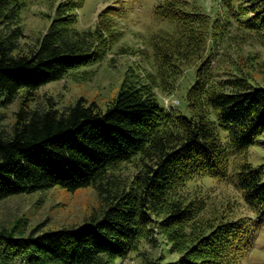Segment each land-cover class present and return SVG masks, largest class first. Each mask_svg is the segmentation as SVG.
Returning a JSON list of instances; mask_svg holds the SVG:
<instances>
[{
	"label": "trees",
	"instance_id": "obj_1",
	"mask_svg": "<svg viewBox=\"0 0 264 264\" xmlns=\"http://www.w3.org/2000/svg\"><path fill=\"white\" fill-rule=\"evenodd\" d=\"M25 3L0 0V106L21 97L11 129H0V201L93 187L102 208L72 226L27 234L19 225L0 228V264H119L144 233L157 231L186 240L191 264H242L264 226V162L248 160L250 147L263 142L264 87L216 57L229 38L264 45V0H220L212 13L197 0L159 2L156 20L174 28L149 41L154 70L143 81L127 74L104 108L84 96L63 107L50 98L42 107L30 104L41 86L106 56L122 34L121 7H104L97 30L80 31L81 0H64L62 19L20 52ZM186 65L194 66L195 80L183 114L164 97L177 90ZM124 163L136 172L117 182ZM204 177L225 180L240 199L206 215L211 196L195 181Z\"/></svg>",
	"mask_w": 264,
	"mask_h": 264
},
{
	"label": "rangeland",
	"instance_id": "obj_2",
	"mask_svg": "<svg viewBox=\"0 0 264 264\" xmlns=\"http://www.w3.org/2000/svg\"><path fill=\"white\" fill-rule=\"evenodd\" d=\"M63 1L25 0L26 3L18 14V24L24 33L19 40L20 52L35 47L54 19L57 21L62 19L59 8ZM161 1L81 0L80 6L76 8L80 31L97 30L99 12L108 5H115L121 7V16L116 24V28L122 31L121 37L99 63L82 67L76 73L71 72L60 80L41 86L37 90L36 99L30 106L42 107L50 98L57 101L59 107H63L71 104L76 98L84 96L89 101H97L104 108L117 93L121 82L128 80L127 74L138 73L142 75L140 77L142 81L147 79L146 74L154 70L152 57L147 50L150 39L155 35L158 36L162 31H172L174 28L172 22L168 20L158 22L155 18V6ZM219 1L197 0V3L205 12L212 13ZM238 1L242 0H234V2ZM104 31L108 33V30ZM92 39L93 35H91ZM93 42L95 43V40ZM228 42L227 49L223 48L222 53L216 57V63L226 69L243 70V73L245 71L250 76L251 83L264 87V45L258 40L241 41L236 37L229 38ZM98 49L97 46L94 47V50ZM142 50L145 52L142 53ZM194 80V66L186 65L179 78L177 90L171 95L176 100H168V96L165 95V105L179 101L174 111L188 114L184 95L187 87ZM158 100L163 106L160 96ZM20 101L21 97H18L11 104L0 106V129L7 131L11 129ZM167 107L171 108V105ZM260 139L264 142V134L260 136ZM263 142L249 149L248 160L254 165L264 162ZM136 169L133 164L124 163L118 171L114 172V177L117 182L122 179L130 181ZM195 181L202 183L204 191L209 192L211 196V205L206 215L213 214V211H219L227 203L240 199L237 191L227 186L225 180L204 177ZM190 195L192 196V191L187 194L188 197ZM101 208L102 199L93 187L78 189L75 192L55 187L47 191L8 197L0 201V228H12L19 225V229L26 231L27 234L33 228L47 230L72 226L91 215H97ZM241 210L242 208L237 207L234 212L239 214ZM186 242V240H179L177 236L174 239L166 237L159 231L147 232L133 250L125 257L118 259V263L172 264L183 258L184 264H191L192 254L189 253L192 250H188L189 247L184 244ZM15 264L25 263L16 261ZM242 264H264V226L256 239L254 248Z\"/></svg>",
	"mask_w": 264,
	"mask_h": 264
},
{
	"label": "built area",
	"instance_id": "obj_3",
	"mask_svg": "<svg viewBox=\"0 0 264 264\" xmlns=\"http://www.w3.org/2000/svg\"><path fill=\"white\" fill-rule=\"evenodd\" d=\"M164 100L166 101V99H165V98H164ZM172 103H174V104H175V103H177V102H172Z\"/></svg>",
	"mask_w": 264,
	"mask_h": 264
}]
</instances>
